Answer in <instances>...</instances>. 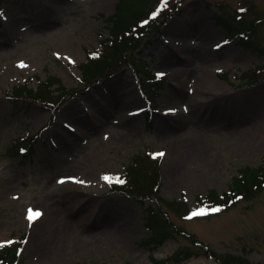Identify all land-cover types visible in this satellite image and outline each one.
<instances>
[{"label":"rangeland","instance_id":"1","mask_svg":"<svg viewBox=\"0 0 264 264\" xmlns=\"http://www.w3.org/2000/svg\"><path fill=\"white\" fill-rule=\"evenodd\" d=\"M161 4L0 0V245L24 240L23 264H220L203 246L264 264V190L191 215L211 191L230 192L242 169L264 166V0ZM118 11L159 30L143 36L135 68L89 87L83 64L113 38ZM159 74L155 91L147 80ZM51 76L70 94L56 107L14 98ZM138 158L160 172L157 193L138 177L145 202L103 179ZM152 208L161 235L148 223ZM29 210L40 215L29 220ZM70 223L76 231L62 233Z\"/></svg>","mask_w":264,"mask_h":264},{"label":"trees","instance_id":"2","mask_svg":"<svg viewBox=\"0 0 264 264\" xmlns=\"http://www.w3.org/2000/svg\"><path fill=\"white\" fill-rule=\"evenodd\" d=\"M120 4L119 7H122ZM119 15V16H118ZM144 17H137L132 21L128 18H121L120 11L112 17L111 33L113 38L107 41L103 51L98 58L94 54H90L88 61L83 64L84 80L87 86L95 84L103 79L118 73L119 69L123 66H131L135 68V52L140 53V45L143 42V36L147 33H155L159 30L156 23L148 21L144 25L140 19ZM134 65V66H133ZM155 78H149L147 83H152L150 87L152 90H158L161 80L154 81ZM60 84V93L57 96L53 95L54 91L51 90L55 84ZM46 84V85H45ZM43 85V89L35 92L27 90L26 88L20 89V92L16 98H22L24 96L30 97L35 101H39L43 104L56 107L57 103L64 102V99L69 97V93L64 90V86L61 84L60 79L51 76L47 83ZM52 92V93H51ZM30 93V94H29ZM51 93V95L47 94ZM47 95V96H46ZM35 141V140H34ZM31 147V146H30ZM29 148V147H28ZM26 148V149H28ZM157 160V159H154ZM141 159H137L127 171V173L120 177L124 180L123 184H117L116 189H119L125 193L133 194V196L141 201H147L152 198V191L157 193L159 190L160 172L148 173L147 168L138 166L141 163ZM156 162H160L158 159ZM139 175V176H138ZM142 176L146 181L147 191L140 189L136 182L139 183V178ZM139 177V178H138ZM134 182V183H133ZM140 184H143L142 182ZM145 185V184H143ZM146 186V185H145ZM264 190V166L259 168L247 167L241 170V175L235 177L234 184L230 192L223 195L217 194L216 191H211L207 198L201 202V206L207 210V214H219L244 200H249ZM219 207V212H213L211 209ZM157 211L155 209L149 210L148 223L157 232V235H161L160 231H157L160 226V220H158ZM158 227V228H157ZM157 228V229H156ZM24 240L17 241L10 244L0 245V264H23L24 253ZM206 253L211 255L220 264H243L244 259L235 257L233 255H227L225 257L218 256L208 246H203ZM168 260H156V264H165Z\"/></svg>","mask_w":264,"mask_h":264},{"label":"snow or ice","instance_id":"3","mask_svg":"<svg viewBox=\"0 0 264 264\" xmlns=\"http://www.w3.org/2000/svg\"><path fill=\"white\" fill-rule=\"evenodd\" d=\"M166 6H167V0H162L161 9H163ZM157 14L158 13L154 12L152 15L156 16ZM145 23H147V21H145ZM159 75H163V74H159ZM156 155L163 156L164 154L163 153H158ZM69 179H72V178H69ZM103 179L106 182H108V183H117V184H123L124 183V180L119 178V177L105 176V177H103ZM58 182L59 183H64L65 181L62 179V180H60ZM76 182L77 183H83V181H76ZM211 211L219 212L220 208L216 207V208L211 209ZM206 214H207V210L204 209V208H201V209H198L197 211L193 212L191 215L192 216H202V215H206ZM39 215H40L39 212L33 213L31 210H29V217L28 218H29V220H33V219L37 218ZM189 218H191V217H189ZM9 243H11V242H9Z\"/></svg>","mask_w":264,"mask_h":264},{"label":"bare ground","instance_id":"4","mask_svg":"<svg viewBox=\"0 0 264 264\" xmlns=\"http://www.w3.org/2000/svg\"><path fill=\"white\" fill-rule=\"evenodd\" d=\"M183 59H185V58H183ZM163 63H165V64H169L170 62L169 61H164ZM179 62H176V61H173V65L174 66H172V67H170L171 68V70L175 73V74H177V73H180V71H181V66H179ZM191 68H189V67H187L186 68V70L184 71V73H186L188 70H190ZM197 72V71H196ZM194 77H195V80H200V75L197 73L196 75H194ZM197 78V79H196ZM159 129H163L162 128V125L159 127ZM193 147V146H192ZM74 231H76V229L74 228V225H73V223H70V224H65V226L63 227V231H62V233H64V234H67V233H70V232H74ZM88 237L90 238V239H95V236L92 234H88ZM96 238H100L99 236H96ZM60 242V241H59ZM59 245H60V243H58ZM48 253H49V251H48Z\"/></svg>","mask_w":264,"mask_h":264}]
</instances>
